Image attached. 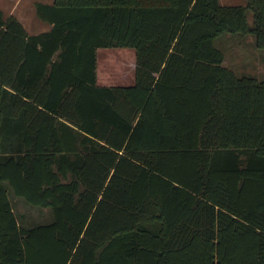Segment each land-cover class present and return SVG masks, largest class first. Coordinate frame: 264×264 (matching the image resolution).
<instances>
[{
	"label": "trees",
	"instance_id": "obj_1",
	"mask_svg": "<svg viewBox=\"0 0 264 264\" xmlns=\"http://www.w3.org/2000/svg\"><path fill=\"white\" fill-rule=\"evenodd\" d=\"M35 10L49 29L0 8V264H264V79L213 44L264 47V0ZM100 46L134 48L133 83L97 82Z\"/></svg>",
	"mask_w": 264,
	"mask_h": 264
},
{
	"label": "rangeland",
	"instance_id": "obj_2",
	"mask_svg": "<svg viewBox=\"0 0 264 264\" xmlns=\"http://www.w3.org/2000/svg\"><path fill=\"white\" fill-rule=\"evenodd\" d=\"M10 1V0H6ZM49 1V0H44ZM222 4H245L246 0H219ZM12 2L9 3V5ZM15 15L25 18L22 21L30 31L49 27L46 20L41 19L31 0H17ZM247 22L252 24V13L246 11ZM30 21L31 25L28 24ZM34 21V22H33ZM213 44L223 52V64L231 67L238 75L248 74L264 79V47L256 45L253 33L225 32L213 39ZM97 82L103 84H130L134 81L135 51L131 46H100L97 48ZM15 212L25 225L47 221L52 218L50 207L32 205L13 191H8Z\"/></svg>",
	"mask_w": 264,
	"mask_h": 264
},
{
	"label": "crops",
	"instance_id": "obj_3",
	"mask_svg": "<svg viewBox=\"0 0 264 264\" xmlns=\"http://www.w3.org/2000/svg\"><path fill=\"white\" fill-rule=\"evenodd\" d=\"M35 1H38V0H31V3L33 2L34 3V5H35ZM40 1H44V0H40ZM10 2H12L10 5H9V3ZM16 2H17V0H10L9 2L8 1H6V0H0V8L4 11V13L6 14V15H8V14H14L15 15V4H16ZM45 2H52V0H49V1H45ZM19 20H20V22L24 25V23H23V21H22V18H25V15L24 14H22L21 16H22V18L20 17V16H17V15H15ZM34 22V21H33ZM49 23V22H48ZM28 24L29 25H31V23H30V21H28ZM24 27L26 28V26L24 25ZM50 28V23H49V27H47L46 29H42V30H37V31H30V30H28L27 28H26V30L29 32V33H37V32H40V31H44V30H47V29H49ZM133 67H134V69H135V62L134 61H132V64H131ZM101 84H103V83H101ZM107 85H115V84H107Z\"/></svg>",
	"mask_w": 264,
	"mask_h": 264
}]
</instances>
